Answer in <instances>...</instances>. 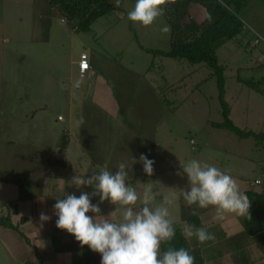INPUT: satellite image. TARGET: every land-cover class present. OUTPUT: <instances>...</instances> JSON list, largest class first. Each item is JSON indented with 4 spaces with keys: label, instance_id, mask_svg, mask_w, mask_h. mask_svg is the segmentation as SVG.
I'll use <instances>...</instances> for the list:
<instances>
[{
    "label": "rangeland",
    "instance_id": "374dc122",
    "mask_svg": "<svg viewBox=\"0 0 264 264\" xmlns=\"http://www.w3.org/2000/svg\"><path fill=\"white\" fill-rule=\"evenodd\" d=\"M134 4L110 0V12L83 32L49 0H0V178L21 179L30 195L25 198L24 188L0 181V220L8 218L18 228L0 226V264H39L41 253L48 261L22 226L39 211L32 199L51 188L53 179L70 183L74 176L132 164L127 182L141 195L151 182L157 195L173 200L169 219L192 244L194 236L184 231L189 213L179 215L183 198L178 190L187 186L180 167L195 158L247 180L264 169V143L214 127L223 116L213 70L146 51L169 52L172 31H160L170 25L164 16L147 27L128 21ZM188 13L197 23L206 18L197 4ZM239 17L242 32L216 50L225 100L235 126L264 134V0H245ZM81 53L92 66L85 78L76 66ZM88 86L98 90L95 98L83 96ZM74 117L83 118L79 128L73 127ZM141 154L155 161L150 177L143 172ZM76 161L86 164L82 170L91 162L94 171L75 173L69 165ZM241 217L203 223L225 247L233 244L225 234ZM221 246L213 245L212 252L220 256ZM251 255L257 263L259 252ZM225 259L224 264L242 261L233 255Z\"/></svg>",
    "mask_w": 264,
    "mask_h": 264
},
{
    "label": "clouds",
    "instance_id": "9594fccd",
    "mask_svg": "<svg viewBox=\"0 0 264 264\" xmlns=\"http://www.w3.org/2000/svg\"><path fill=\"white\" fill-rule=\"evenodd\" d=\"M165 4L166 0H135L127 19L142 27L150 26L163 16ZM160 31L170 33V25L163 24ZM75 87H79V83ZM72 124L79 128L83 118L74 117ZM139 161L144 174L150 177L155 161L144 154ZM131 168L132 164L120 162L115 171L105 167L87 177H73L77 189L88 186L92 192L80 191L79 195L64 192L62 197L55 199V227L74 237L80 247L87 246L98 254L100 264H194V256L186 248L170 247L161 252V243L175 235L168 202L152 206L155 191L151 182L145 184L142 195L138 194L127 182ZM180 170L187 186L178 191L188 206H195L192 215L197 214V209L209 206L214 209L213 219L217 222L223 221L228 214L248 215V197L227 172L195 158L185 162ZM93 197H98L97 203L92 202ZM105 201L119 208L107 216L102 215L100 204ZM116 211L121 213L118 220L114 218ZM50 219L45 212L39 214L41 226ZM185 224L186 235L194 236L199 243L215 239V234L207 228Z\"/></svg>",
    "mask_w": 264,
    "mask_h": 264
},
{
    "label": "trees",
    "instance_id": "16d2710c",
    "mask_svg": "<svg viewBox=\"0 0 264 264\" xmlns=\"http://www.w3.org/2000/svg\"><path fill=\"white\" fill-rule=\"evenodd\" d=\"M110 0H49L52 7L63 14L68 21L77 22V30L87 32L92 24L100 17L110 12ZM134 1V0H133ZM197 4L206 11V18L201 23H197L189 17L188 9L190 5ZM245 6V0H166L163 6V16L171 26V49L169 52L146 50L155 55L159 54L174 59H184L192 64L204 63L213 70L219 91V102L222 107L223 122L215 124V128L228 129L240 138L252 137L256 141L264 143V134L253 131H246L233 124L229 115L230 108L225 100V77L224 69L218 63L216 50L227 40L233 39L243 30V22L239 17V11ZM188 19L183 24L182 21ZM53 164L63 165V161H56ZM1 182L13 184L22 191L23 182L18 178H0ZM24 197L30 198L27 189L24 188ZM250 203L249 211L255 209L256 199L262 203L264 195L247 193ZM258 208V207H257ZM249 216V215H248ZM248 222V220H246ZM187 223L193 226L199 224L198 216L191 215L187 218ZM0 226L18 231V228L11 224L8 218L0 220ZM256 243L264 251V232L262 228ZM26 241H28L26 239ZM186 248L194 256V264H204V260L199 248L192 246L184 236L181 228L175 230L174 237L169 241L161 243V252L168 248ZM52 249L56 253L77 252L79 244L75 239L64 242L60 235L52 237ZM39 264H42L41 257L37 254Z\"/></svg>",
    "mask_w": 264,
    "mask_h": 264
},
{
    "label": "crops",
    "instance_id": "0c3cea01",
    "mask_svg": "<svg viewBox=\"0 0 264 264\" xmlns=\"http://www.w3.org/2000/svg\"><path fill=\"white\" fill-rule=\"evenodd\" d=\"M76 64H77L76 66L78 67V63H76ZM90 67L92 68L91 65H90ZM91 68H90V70H91ZM88 73H89V71H88ZM86 76L87 75H85L83 78H85ZM75 88L78 89V87H75ZM87 89L88 90L85 92V94L83 96L89 97L91 94L92 97L95 98V95L98 94V90L95 89L94 87L91 89V87L88 86ZM97 105L100 106V104H97ZM263 162H264V156H263ZM75 163L76 164H74V165H69L70 167H73V169H74L73 171L75 173L80 174L85 169L89 170L90 172H92L91 170L94 171V169L91 167V165H92V164H90L91 162L88 163L89 165H87L83 170H82V167H84V165H86V164L82 165V163H79V162L77 163V161ZM62 167L67 168L68 164H63ZM65 168H63V169H65ZM73 171H71V172H73ZM74 177H76V176H74ZM154 178L155 177H153V178L147 177V179H149V180L154 179ZM235 179L237 180L241 191H243L246 195H247V193H252L255 195H260V194L264 195V169L263 168H261V170L258 174H255L254 180H251V179L247 180V178H245L244 176L240 177V175L238 173L236 174ZM155 182H156V180H155ZM50 183H52V186L49 189L46 188V190H47L46 192H43L42 195L34 197V199H32L33 197L31 198L32 201H35L36 205L38 204L39 211H38V213H35V214L30 213L31 215L30 216L28 215L30 217V219L27 221V219L25 218L26 222L22 226L25 229L28 227L29 232L27 234H29V235H26V237H28V239L31 238L30 240L34 242V245H36V249H39L40 253L46 252L48 254V258H47L48 261H46L44 258H42L43 257V256H41L42 253L39 255L41 257L42 264H100L99 255L90 251L87 248V246L80 247V245H79V250L77 252L56 253L53 251V249H52V237L54 235H60L64 242H68L74 238L71 235H69V234H67L61 230H58L55 227L56 217L53 214V204L55 203V199L62 197L64 192L65 193H75L76 195H79L80 191L92 192V188L88 187V186H81L80 189H77L76 186L74 185L73 180H71L70 183H65V182H62V180H59V179L54 180L53 179L50 181ZM152 183H154V182H152ZM0 185H1V183H0ZM8 185H11V184H8ZM156 196H159V198L157 197L158 198L157 199ZM163 201L168 202L169 213H170L172 208H173L171 206L175 203L170 198L164 197L161 194L157 195V193H155V199L152 202V205H155V207H156L157 205H159ZM181 201H182V199L180 198V203H179L180 204V206H179V212L180 213H179V215H180V217H182V215L186 214V212H184V211L187 210V212L189 213V215L186 216V221H187V218L192 215L191 214L192 208H194L195 206L194 205L188 206L184 200H183V202H181ZM254 201H256L255 204L258 208L256 207L255 209H251V211L248 212L249 216L245 215V216H242L240 220L237 219L236 222H238V224L236 225V223H235V225H234L235 227H232L231 230H228V231H230L229 234H225L226 237H228V236L230 237L228 241L233 239V244L228 243V246L222 247L221 245H223L225 242L221 243V242L217 241V238H215L214 240H211L209 242H205V243L201 244L196 240L195 237H194L193 243L191 244L190 241L187 239L192 246L200 249L202 258L204 260V264H224L223 261H226L225 258H226V256L228 257L229 255H233L235 258L234 260L236 262H239L241 259L242 261L240 264H249L250 262H251V264H264V251L258 246V244L256 243V240H255L256 237L259 236V233H258V232H260V230L258 229L259 226H260V228H262L261 231L264 232V200L262 199V203H261L258 201V199L255 198ZM92 202L97 203L98 197H93ZM100 208H101V214L107 216L112 211L118 209V205L114 206V205L109 204L107 201H105V202L100 204ZM41 212H45L51 217V219L49 221L43 223L42 226H41V222L39 220V214ZM89 215H90V213H89ZM120 215H121V213L119 211H116V215L114 218L118 220L120 218ZM196 215L198 216L199 224L194 226V227H197V228L205 227L209 231V226H207L203 222L207 221V219H209V218L212 220L213 223L217 222L213 219V217L215 215V211L212 208V206H209V208H206V209H197ZM169 216H170V214H169ZM235 219H236V215L228 214L225 216L224 220H226V222H229L230 220H235ZM246 220H248V222H246ZM35 221L40 222V224H35L34 223ZM219 222H221V221H219ZM34 225H36V226L34 227ZM182 231H183V229H182ZM183 234H184V232H183ZM213 245L217 247V250H219V248L221 246L220 251L222 250L221 251L222 254L220 256L216 255L214 252H212L214 250ZM203 246L205 247V253L207 254L208 258H206L204 256ZM251 246L255 247V250H254V248L251 249ZM256 250L259 252L260 256H259V260L257 261V263L256 262L254 263L253 262L254 260L251 258L252 257L251 253L256 251Z\"/></svg>",
    "mask_w": 264,
    "mask_h": 264
},
{
    "label": "built area",
    "instance_id": "2783aa9c",
    "mask_svg": "<svg viewBox=\"0 0 264 264\" xmlns=\"http://www.w3.org/2000/svg\"><path fill=\"white\" fill-rule=\"evenodd\" d=\"M90 64L88 55L86 53H81L78 60V73L81 78H83L87 72L90 70Z\"/></svg>",
    "mask_w": 264,
    "mask_h": 264
}]
</instances>
